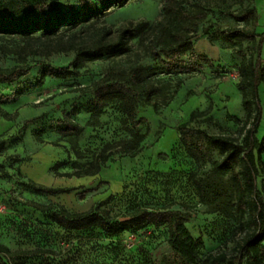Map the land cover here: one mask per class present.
Here are the masks:
<instances>
[{
  "label": "rangeland",
  "instance_id": "1",
  "mask_svg": "<svg viewBox=\"0 0 264 264\" xmlns=\"http://www.w3.org/2000/svg\"><path fill=\"white\" fill-rule=\"evenodd\" d=\"M164 1L130 0L61 35L64 44L72 40L76 47H92L102 33L110 34L103 36L106 44L116 41L120 29H132L123 54L113 56L105 49L97 60H82L77 67L79 76L64 81L47 77L39 83V77L51 69L71 70L74 51L47 52L41 47V55L24 56L28 50L22 51L20 41H0L1 69L30 67L16 81L0 83V108L11 115L7 119L0 113L4 143L0 164L7 171L0 177V245L16 252L0 255V264H186L168 245L165 226L124 230L116 236H107L96 227L66 231L52 222L51 213L35 207L48 204L71 213L99 208L116 220L139 208L166 209L184 221L193 238H201L200 255L219 247L229 250L235 244L231 238L233 185L226 175L212 171L209 162H197L185 153L176 127L188 120L190 112L205 111L216 126L199 122L192 126L210 134L219 133V128L235 134L230 116L244 115L237 67L248 55V43L234 39L240 51H233L220 39L209 40L203 29L208 34L249 30V23L230 15L249 5L257 14L255 33L262 34L264 0H242L241 4L237 0H187L189 10L203 9L206 18L199 24H183L189 35L194 34L193 54L179 55L175 64L179 69L171 71L150 54L159 32L152 34L149 28L161 20ZM53 2L64 11L79 7L78 0ZM113 83L127 91L97 106L95 85ZM146 85L160 89L152 97L154 108L145 101ZM258 94L262 117L256 137L260 140L264 136V84L259 85ZM62 119L79 124L80 133H59L57 122ZM133 119L141 120L139 125L134 126ZM138 139L142 141L135 156L119 152L132 148ZM97 157H107L98 174L72 175ZM219 157L213 149L211 160ZM29 182L67 191L39 194ZM257 187L264 191V176L258 177Z\"/></svg>",
  "mask_w": 264,
  "mask_h": 264
},
{
  "label": "trees",
  "instance_id": "2",
  "mask_svg": "<svg viewBox=\"0 0 264 264\" xmlns=\"http://www.w3.org/2000/svg\"><path fill=\"white\" fill-rule=\"evenodd\" d=\"M129 1L78 0V9L71 7L64 11L56 6L53 0H0V41L7 38L20 41L23 44L22 51L28 50L23 52L24 56L41 55L38 52L41 47L46 48L47 52L74 51L71 70L60 68L44 71L40 74L39 83L47 77L60 81L78 77L77 67L82 60H97L105 49L113 56L123 54L132 29L128 27L120 29L116 41L106 44L103 36L110 34L102 33L92 47H76L72 44V40L64 44L61 35L75 28L78 23L96 20L109 8H121ZM237 1L241 4L242 0ZM186 2L187 0H165L161 20L149 28L152 34L159 32L158 42L150 50V54L162 62L167 71L179 69L175 65L179 62L177 60L179 55L185 52L193 54L191 39L194 34L189 35L183 24L190 22L199 24L206 18V12L203 9L193 12L186 7ZM230 15L236 21L249 23L250 29L217 30L210 34L207 29H203V34L207 35L211 41L220 39L227 44V48L237 52L240 51V48H235L238 46L237 42L248 43V55L242 58L237 67L239 78L237 89L244 115L242 118L230 116V120L236 126L234 135L220 128L219 133L210 134L192 126L193 122L216 126L212 117L205 111L190 112L188 120L179 124L176 131L179 145L190 158L197 162H209L211 170L226 175L234 187L235 225L231 233V238L235 239L233 247L229 250L219 247L200 255V250L203 248L201 238H193L185 227L184 221L175 212L166 209L139 208L118 220L99 208L71 213L64 208L48 204L35 206L38 211L51 213L52 222L63 230L82 231L96 227L107 236H116L124 230H138L147 226H165L168 231V245L172 252L186 264H264V191L257 187L258 177L264 176V161H262L264 136L260 140L256 137L262 117L258 87L264 84V66L261 65L264 33H255L258 19L253 7L248 5L241 12ZM234 39L237 42L233 41ZM160 55L165 60H161ZM29 70L30 67L26 65L0 68V83H12L26 75ZM178 88L179 85L174 90L175 94ZM122 90L127 91L125 87L116 83L102 86L96 84L95 104L100 106L104 99L115 95L122 97ZM159 91V88L152 85L145 86V101L149 106L156 107L152 97ZM0 113H3L4 118H11V115L2 112L1 108ZM140 121L133 119L134 126L139 125ZM57 129L61 134L77 135L82 128L74 121L62 119L57 122ZM141 141L142 139H138L132 148H124L119 152L133 157L139 152ZM3 148L4 143L0 139V153ZM213 149H216L220 156L216 160H211ZM112 155L109 154L107 157ZM107 157L95 158L90 166L72 175L95 176L101 168L105 167ZM6 175L7 171L0 164V177ZM29 187L35 193L48 196L67 191L43 187L33 182H29ZM15 254L16 252H10L5 246L0 245V255ZM7 260H9L8 257Z\"/></svg>",
  "mask_w": 264,
  "mask_h": 264
},
{
  "label": "water",
  "instance_id": "3",
  "mask_svg": "<svg viewBox=\"0 0 264 264\" xmlns=\"http://www.w3.org/2000/svg\"><path fill=\"white\" fill-rule=\"evenodd\" d=\"M121 220H126V219H121Z\"/></svg>",
  "mask_w": 264,
  "mask_h": 264
}]
</instances>
